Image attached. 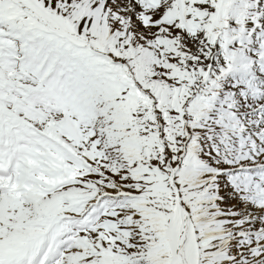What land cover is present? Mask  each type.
<instances>
[{
    "label": "snow or ice",
    "instance_id": "6c2138e0",
    "mask_svg": "<svg viewBox=\"0 0 264 264\" xmlns=\"http://www.w3.org/2000/svg\"><path fill=\"white\" fill-rule=\"evenodd\" d=\"M0 264H264V0H0Z\"/></svg>",
    "mask_w": 264,
    "mask_h": 264
}]
</instances>
